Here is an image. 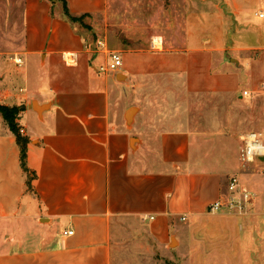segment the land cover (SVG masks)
Masks as SVG:
<instances>
[{
    "label": "crops",
    "instance_id": "1",
    "mask_svg": "<svg viewBox=\"0 0 264 264\" xmlns=\"http://www.w3.org/2000/svg\"><path fill=\"white\" fill-rule=\"evenodd\" d=\"M66 1L90 21L133 6ZM156 1L148 42L127 50L60 3L0 0V104L24 107L29 139L26 173L0 114V264H263L264 161L239 157L243 135L264 134V0H216L212 17L199 0L198 23L193 0H173L167 38ZM97 37L121 53L118 71H100ZM126 83L134 99L120 108ZM243 192L246 212H209Z\"/></svg>",
    "mask_w": 264,
    "mask_h": 264
},
{
    "label": "rangeland",
    "instance_id": "2",
    "mask_svg": "<svg viewBox=\"0 0 264 264\" xmlns=\"http://www.w3.org/2000/svg\"><path fill=\"white\" fill-rule=\"evenodd\" d=\"M111 6L110 8L113 7L114 1L111 0ZM132 2V8L130 6L131 9H129V11L125 10V8L121 7V6H117L114 8V13H110L109 15V20H106L104 17L101 18H96L95 21H90L89 19H85V23L89 26L90 24H94L96 25L98 28H104V34H103V38L106 39L105 37V32L107 29H109L110 31L108 33H106L107 35V41L109 43V45L112 48H115L116 45L118 46H123V49H138V48H144L142 43L148 42L147 39H149V35L147 36V33L149 34V31L146 30V27L148 25H152L150 24V19H152V7L151 5H149V3H152V0H130ZM150 1V2H148ZM156 1V0H155ZM173 0H157L156 2L158 3L159 9H165L166 14H165V22L161 23L159 27H163L161 30V33H165L166 38L168 37L169 32L167 31V29H165L166 27H168V22H169V15H168V11L170 9V4H172ZM206 1V0H204ZM193 6H192V13L194 15V23H198V15L200 14V8H204V3H201L199 0H193ZM131 4V3H130ZM220 7V5L217 3L216 0H208V9L207 11L211 14V17L213 16V14L215 15V13L217 12L218 8ZM112 11V9H110ZM215 18V16H214ZM213 23L215 24L216 21H213ZM130 24L131 27L133 26V31L134 33H141V35H145L143 41H131L126 39L128 36L125 33L126 32V25ZM164 24V25H163ZM108 25V26H106ZM80 27V26H79ZM90 28L92 26H89ZM82 28V27H80ZM84 29V28H82ZM151 29V28H150ZM165 29V30H164ZM86 32L88 31L87 29H84ZM83 30V31H84ZM164 30V31H163ZM84 31V32H85ZM196 33H198L200 35L201 31H194ZM210 33H216L215 32V28L214 31L210 30ZM101 34V35H100ZM99 36H102V33H100ZM127 36V37H126ZM131 37V35H130ZM98 39L93 40L92 42L96 43L98 40H100V37H97ZM89 40H92V37L89 36ZM91 42V43H92ZM139 42V43H138ZM114 46V47H113ZM123 79V78H122ZM121 79V80H122ZM130 83H126L122 86L121 90L124 93L122 98H120V100L118 101L120 103V108L121 106H125L128 104V102H133V90L130 88H128ZM116 106H117V101L114 97V99H112V112L114 113L116 111ZM119 107V106H118ZM33 122L34 121H29V120H25L24 124L27 123V125L29 126V128H33ZM26 125V124H25ZM28 178L31 180V176L28 174ZM262 207V205H261ZM260 207V208H261ZM0 224H4V223H0ZM7 225V224H6ZM4 229L1 228V230H6L7 231V227L4 225ZM246 256V255H245ZM245 264H254L253 258L251 259H246ZM264 264V262H263Z\"/></svg>",
    "mask_w": 264,
    "mask_h": 264
},
{
    "label": "built area",
    "instance_id": "3",
    "mask_svg": "<svg viewBox=\"0 0 264 264\" xmlns=\"http://www.w3.org/2000/svg\"><path fill=\"white\" fill-rule=\"evenodd\" d=\"M263 16H264L263 14L260 15V17ZM95 45L94 46L97 52L106 51L107 54L106 64L100 67L101 72H107V71L115 72L118 71L123 66V58L121 53L107 51L106 44L103 40L97 41ZM15 62L17 65L22 64L21 60H17ZM20 133L23 136L25 135V131L23 129H20ZM241 141H242V147L240 150L239 158L242 167L246 168L255 161H259L262 158H264V134H258L254 132L247 133L242 136ZM237 187H238V179L234 177L232 178L229 184V191L231 193H234L236 192ZM250 201H251L250 194L247 192H243L241 199H236L235 197H232L225 204L222 202L215 203L210 207L209 212L211 214H216L220 212L223 207H226L232 213L246 212V206L250 203ZM260 216L264 221V206L260 210ZM69 234L72 235L73 232H70Z\"/></svg>",
    "mask_w": 264,
    "mask_h": 264
},
{
    "label": "trees",
    "instance_id": "4",
    "mask_svg": "<svg viewBox=\"0 0 264 264\" xmlns=\"http://www.w3.org/2000/svg\"><path fill=\"white\" fill-rule=\"evenodd\" d=\"M50 2H57L62 5L63 17L68 20L72 25L80 26L84 29L90 30V27L85 23V19L89 18L90 15H81L75 16L73 15L68 7V3L66 0H49ZM96 43L92 42V47ZM24 111V107H9L0 104V114L2 115L6 125L15 136L17 144L20 148L21 153V164L24 172L28 173L29 170L26 164L27 158V148L29 144V139L23 136L20 133V127L18 124V120L20 119L21 113Z\"/></svg>",
    "mask_w": 264,
    "mask_h": 264
},
{
    "label": "water",
    "instance_id": "5",
    "mask_svg": "<svg viewBox=\"0 0 264 264\" xmlns=\"http://www.w3.org/2000/svg\"><path fill=\"white\" fill-rule=\"evenodd\" d=\"M135 109H131L129 112H128V115H127V120L128 122L130 123L132 121V117H133V113H134ZM262 161H264V158L261 159Z\"/></svg>",
    "mask_w": 264,
    "mask_h": 264
},
{
    "label": "bare ground",
    "instance_id": "6",
    "mask_svg": "<svg viewBox=\"0 0 264 264\" xmlns=\"http://www.w3.org/2000/svg\"><path fill=\"white\" fill-rule=\"evenodd\" d=\"M155 45H158V47H160L159 40H155Z\"/></svg>",
    "mask_w": 264,
    "mask_h": 264
}]
</instances>
